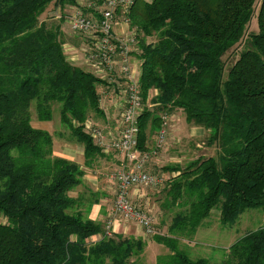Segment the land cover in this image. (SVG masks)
Returning <instances> with one entry per match:
<instances>
[{
    "label": "trees",
    "instance_id": "1",
    "mask_svg": "<svg viewBox=\"0 0 264 264\" xmlns=\"http://www.w3.org/2000/svg\"><path fill=\"white\" fill-rule=\"evenodd\" d=\"M80 1L0 0V216L6 219L0 223V264H137L131 259L146 246L143 238L105 237L104 224L79 211L70 192L81 184L83 170L55 155L52 134L31 124L33 103L42 122L52 120L57 103L60 124L81 147L85 167L114 153L85 129L90 121L109 142L110 133L94 122L105 119L98 93L105 82L68 61L63 50L62 23L69 12L61 20H40L51 3L98 15L87 7L98 0ZM256 2L136 0L131 8L145 104L138 151L153 153L145 151L147 131L159 117L146 107L148 100L159 113L181 111L217 148V156L163 167L176 173L169 182L158 175L168 184L162 203L166 220L159 222L166 231L149 239L168 253L157 256L155 264H209L191 259L183 240L191 241L213 210L228 227L247 210H264V0L257 7V30L247 36L225 78L222 61L242 41ZM153 36L157 40L148 43ZM97 235L99 240L91 242ZM215 264H264V226L239 238Z\"/></svg>",
    "mask_w": 264,
    "mask_h": 264
},
{
    "label": "built area",
    "instance_id": "2",
    "mask_svg": "<svg viewBox=\"0 0 264 264\" xmlns=\"http://www.w3.org/2000/svg\"><path fill=\"white\" fill-rule=\"evenodd\" d=\"M136 0H98L87 3L98 15L84 14L79 7H74L66 15L71 31L83 36L81 67L99 80L105 82L99 88V104L111 97L119 103V119L116 133H110L109 142L105 140L102 130L93 127L90 121L85 124L91 138L105 151H112L127 159L129 166H121L109 175L114 185L113 205L104 222L103 235L111 238L114 235L115 222L132 223L142 232L144 239L163 235L153 223L149 213L130 201L131 189H157L163 179L157 174L145 170L150 153H141L137 149L138 119L145 107L139 89V62L134 57L138 53L137 31L131 26L130 12ZM60 14L56 17L60 18ZM64 52L67 50L63 47ZM67 57L68 61H79L77 51ZM148 109L154 108L149 100ZM104 111V107L102 109ZM166 112L159 114L160 129L155 143L161 149L165 143L166 129L171 122ZM107 145H106V144ZM106 145V146H105ZM156 152V150H155ZM155 152H153L155 154ZM100 238V236H99Z\"/></svg>",
    "mask_w": 264,
    "mask_h": 264
},
{
    "label": "rangeland",
    "instance_id": "3",
    "mask_svg": "<svg viewBox=\"0 0 264 264\" xmlns=\"http://www.w3.org/2000/svg\"><path fill=\"white\" fill-rule=\"evenodd\" d=\"M258 4H259V0H257L256 2L253 18L246 27L245 35L242 41L236 44L235 46H233L231 49H229L222 57V61L224 63V75H223L224 78L226 77V73L228 69L237 60L239 53L244 49L246 45L247 36L252 32H256L257 30L256 13H257ZM65 12L68 13L67 10ZM67 27L68 30L72 32L70 25L68 23H67ZM156 40H157L156 36L146 39L148 43L155 42ZM81 47L82 46L77 47L78 48L77 51L78 53H80V56L82 57V54L80 52ZM75 65L79 66L77 62H75ZM84 70L87 71L86 68H84ZM59 110H60V105L57 103L56 104L53 103L52 120L48 122H42L37 120L35 103H33L30 108L31 124L36 128L39 127L41 129H46L48 132L52 134L53 146L55 143L54 149L57 150L58 149L57 146H59V144H64V146L70 147L75 151L76 149L79 150L78 147L79 145L75 143L74 139L70 134V131L60 124ZM150 110L153 111L152 113L156 118L159 117L160 114L159 110H157L156 108H151ZM180 114L181 112L179 111L175 112L173 120L171 117V122L166 129L164 148L167 149L168 144L170 146L171 144L174 146L173 148H171V150H169V153H171L172 158L173 157L179 158L180 165L183 166L192 160H196L199 157L206 158L210 156H217V148L214 145L210 146L207 144V138L209 133L204 129L189 125L183 119L184 118L183 115ZM118 119H119V115L117 114L116 120H114V124L116 128L118 124L117 121ZM90 120L91 121L93 120L92 116ZM115 121L117 122L115 123ZM158 121L159 122H155L153 124L152 130H154V127L156 128L158 127V128H157V132L153 133L152 131L150 135V139L148 142L149 147H153L158 139L157 134L160 129L159 126L160 119H158ZM97 126L99 127V125ZM152 150L153 149H151L150 152H152ZM152 159L153 162L146 164L147 169L149 168V172L153 174L161 175L163 173L162 168L166 166L165 161H167V159L164 158L162 153L160 156L158 151H156L155 154L152 153ZM167 185L168 184H166L165 182V184L163 183L162 186H160L159 188L154 189V191L156 192L158 190H162V192L159 194L160 197L156 201H160L162 198H165V190ZM145 211L149 213V215L152 217L154 222L156 220L155 222L156 225L160 221L161 223L162 222L165 223L166 216L162 218L161 217L162 214L161 215L159 213L157 214L156 211L153 212V214L149 210L145 209ZM169 217L170 216H168V218ZM0 223L6 224V219L0 216ZM161 223H159L160 225L158 224L157 227L159 228L161 233L163 231H164L163 233H165L166 229L163 228L162 231ZM263 226H264V210L261 208L245 211L239 216V219L236 221V223L229 227L220 225L219 212L213 210L212 213L210 214V217H208L203 222V224L197 229L196 234L192 237V240L183 241V245L185 244L184 250L191 259L205 258L209 261V264L219 263L227 256L228 248L230 245H232L234 242H236L239 238H241L248 232L255 231ZM145 249L144 252L138 258H132L131 260L132 261L135 260L137 264H154L156 252H153V250H151L150 247H148L147 250ZM159 255H163V254H159Z\"/></svg>",
    "mask_w": 264,
    "mask_h": 264
},
{
    "label": "crops",
    "instance_id": "4",
    "mask_svg": "<svg viewBox=\"0 0 264 264\" xmlns=\"http://www.w3.org/2000/svg\"><path fill=\"white\" fill-rule=\"evenodd\" d=\"M78 2L81 1L78 0ZM52 4L53 3H51L50 6L48 5V7L45 9V12L41 15L40 17L41 21H46V20L49 21L50 19L61 20V19H57L56 17L59 14L61 15L62 13H64V11L66 10L70 13L73 9V7L71 6H66L64 7V10H62L60 7H57L56 5L54 4L52 5ZM63 22L64 23H62V29L63 32L65 33L63 37L64 39L63 47L67 50L65 54L68 57L69 55L73 54L74 52L72 51L73 49L77 51L78 49L77 47L83 45V39L79 38L77 34L70 32L67 27V22L65 21ZM77 57L79 59L77 63L81 67V62H80L81 56L80 53H78V51H77ZM137 69L139 70L138 66ZM154 94H155L154 90L150 91V97H152ZM101 106H102L101 109H103L104 107V111L103 110L102 111L105 119L103 121L99 119L98 120L95 119L94 120L95 124L99 125V127L101 128L106 129L108 133H112V134L116 133L114 120H116V115L117 114L119 115V108H118L119 103H117L114 99H111L110 97L106 99L104 101V105L101 104ZM175 112L176 111L173 112L172 120L174 118ZM180 115H183V113L181 112ZM183 119L185 120V117ZM117 121H115V123ZM157 128L154 127V130L147 131V144H146L147 149L145 150L147 152H150L151 149L155 146L154 145L153 147H149L148 142L152 131L153 133L157 132ZM78 147L79 150L76 149L75 151L70 147L64 146V144H59V146H57L58 149L57 150L54 149L55 155L64 158L68 161L75 162L77 165L80 166L81 170H83L84 174L81 179L82 181L81 184L76 188H74L70 192V195L78 200V207H80L81 209L79 211H82L85 217H87L90 220L104 224L105 220L109 216L114 198V185L110 181L109 175L112 171L114 172L116 169L120 168L121 166L128 167L129 164L124 156L116 153H112L110 155H103L102 157L97 158L90 167H85L83 151L80 146ZM173 147L174 146L172 144L171 146L168 144L167 149H165L163 145L162 149L158 150L160 156L162 153L164 158L167 159V161H165L166 166L180 164L179 158L176 157L172 158L171 153H169V150H171V148ZM54 148H55V143H54ZM152 152H154V150H152ZM149 160L147 161V163L153 162L152 154ZM147 170L146 171L149 172V168ZM161 175H163V177L166 178V182H169V180L167 179L174 178L176 176V173L163 172ZM161 192L162 190H158L156 192L154 191V189H150V188L131 189L129 191V197H130V201L135 205L151 211L152 214L153 212L156 211L157 214L158 213L160 215L162 214L161 217L163 218L166 216L165 215L166 213L162 211L164 210L162 208V203L164 201V198H162L160 201H156L160 197L159 194ZM163 228L166 229V226L163 225L162 229ZM113 231L114 234H120L123 237L132 236L134 238H143L141 230L132 223L115 222ZM97 240H99L98 235L90 238L91 242H95ZM145 241H146L145 250H147V248L150 247L151 250H153V252H156L154 264L156 263V258L157 256H159V254L168 253V250L164 248L162 245L155 244L154 242L150 241L148 238L145 239Z\"/></svg>",
    "mask_w": 264,
    "mask_h": 264
}]
</instances>
